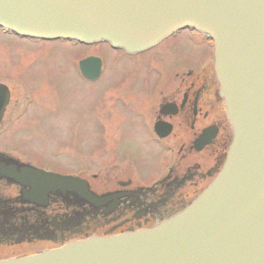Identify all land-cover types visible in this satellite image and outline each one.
I'll return each instance as SVG.
<instances>
[{"label":"water","instance_id":"obj_1","mask_svg":"<svg viewBox=\"0 0 264 264\" xmlns=\"http://www.w3.org/2000/svg\"><path fill=\"white\" fill-rule=\"evenodd\" d=\"M0 27L36 39L105 41L128 53L176 30L196 29L213 42L219 95L232 128L217 177L161 224L0 264H264V0H0ZM100 63L88 57L78 68L95 80ZM0 89L1 117L6 95ZM9 171L34 198L49 191L88 193L77 178L25 167Z\"/></svg>","mask_w":264,"mask_h":264},{"label":"flooded vegetation","instance_id":"obj_2","mask_svg":"<svg viewBox=\"0 0 264 264\" xmlns=\"http://www.w3.org/2000/svg\"><path fill=\"white\" fill-rule=\"evenodd\" d=\"M183 32L198 50L185 55L186 63L175 61L174 69L162 71L157 78L155 108L150 116L140 112L139 123H132L137 125L135 131L147 134L152 162L143 165L149 168L134 170L130 155L117 148L108 166L90 171L86 166L50 162L42 149L31 152L18 143L9 146L0 142V261L40 254L91 236L153 228L189 206L217 177L232 129L218 92L212 42L196 30L184 29L158 45ZM0 88L6 95L1 138L29 112L31 104L26 97L9 110L11 89L5 79L0 80ZM118 154L123 164L118 163ZM11 166L77 177L87 185L88 193L49 191L39 199L31 197L28 185L9 178Z\"/></svg>","mask_w":264,"mask_h":264},{"label":"rangeland","instance_id":"obj_3","mask_svg":"<svg viewBox=\"0 0 264 264\" xmlns=\"http://www.w3.org/2000/svg\"><path fill=\"white\" fill-rule=\"evenodd\" d=\"M188 37L183 32L157 48L127 56L106 44L18 40L0 30V80L11 89L8 109L17 108L26 97L31 104L0 142L18 143L31 152L42 149L50 162L90 171L108 166L119 149L130 155L134 170L149 168L143 165L152 162L147 134L135 131L132 123H139L140 112L150 116L155 108L162 71L174 69L175 61L186 63L185 55L198 50ZM96 55L104 59L102 75L96 82L87 81L78 74V61ZM117 160L123 164L120 155Z\"/></svg>","mask_w":264,"mask_h":264},{"label":"bare ground","instance_id":"obj_4","mask_svg":"<svg viewBox=\"0 0 264 264\" xmlns=\"http://www.w3.org/2000/svg\"><path fill=\"white\" fill-rule=\"evenodd\" d=\"M158 46H159V45H158ZM158 46H157V47H158ZM36 255H38V254H36Z\"/></svg>","mask_w":264,"mask_h":264}]
</instances>
